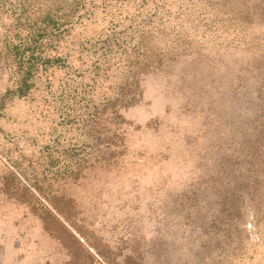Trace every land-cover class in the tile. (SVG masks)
<instances>
[{
	"label": "rangeland",
	"instance_id": "1",
	"mask_svg": "<svg viewBox=\"0 0 264 264\" xmlns=\"http://www.w3.org/2000/svg\"><path fill=\"white\" fill-rule=\"evenodd\" d=\"M259 20L251 28L258 39ZM88 23L62 53L101 28ZM261 48L210 45L145 75L140 101L122 110L123 155L109 170L77 179L68 177V155L81 145L79 132L61 123L49 93L64 70H49L26 98L4 99L12 82L0 64V224L13 227L14 263L227 264L215 250L219 237L209 238L186 216L194 212L190 197L210 192L235 145L264 121ZM213 213L202 209L197 222L206 224Z\"/></svg>",
	"mask_w": 264,
	"mask_h": 264
},
{
	"label": "trees",
	"instance_id": "2",
	"mask_svg": "<svg viewBox=\"0 0 264 264\" xmlns=\"http://www.w3.org/2000/svg\"><path fill=\"white\" fill-rule=\"evenodd\" d=\"M257 18L264 21V0H0V64L12 82L4 99L26 98L49 70H64L49 93L61 123L79 132L81 145L74 143L68 155V177L109 170L125 150L122 110L140 101L143 77L210 45L264 50V36L251 33ZM89 21L100 23L98 32L62 53ZM227 35L232 40L222 42ZM252 127L210 192L190 197L194 212L186 216L209 238L219 237L215 250L227 264L255 254L264 264V121ZM204 208L214 213L199 224Z\"/></svg>",
	"mask_w": 264,
	"mask_h": 264
},
{
	"label": "crops",
	"instance_id": "3",
	"mask_svg": "<svg viewBox=\"0 0 264 264\" xmlns=\"http://www.w3.org/2000/svg\"><path fill=\"white\" fill-rule=\"evenodd\" d=\"M12 228V225H9L7 222L0 224V264H15L14 240L8 231L12 230Z\"/></svg>",
	"mask_w": 264,
	"mask_h": 264
}]
</instances>
